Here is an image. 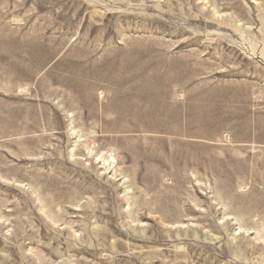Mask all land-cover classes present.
Wrapping results in <instances>:
<instances>
[{
    "label": "rangeland",
    "instance_id": "rangeland-1",
    "mask_svg": "<svg viewBox=\"0 0 264 264\" xmlns=\"http://www.w3.org/2000/svg\"><path fill=\"white\" fill-rule=\"evenodd\" d=\"M0 264H264V0H0Z\"/></svg>",
    "mask_w": 264,
    "mask_h": 264
},
{
    "label": "bare ground",
    "instance_id": "bare-ground-1",
    "mask_svg": "<svg viewBox=\"0 0 264 264\" xmlns=\"http://www.w3.org/2000/svg\"><path fill=\"white\" fill-rule=\"evenodd\" d=\"M208 5V4H207ZM215 13V12H214Z\"/></svg>",
    "mask_w": 264,
    "mask_h": 264
}]
</instances>
